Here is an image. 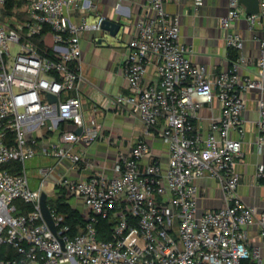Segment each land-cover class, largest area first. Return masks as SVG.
I'll use <instances>...</instances> for the list:
<instances>
[{
  "label": "built area",
  "instance_id": "obj_1",
  "mask_svg": "<svg viewBox=\"0 0 264 264\" xmlns=\"http://www.w3.org/2000/svg\"><path fill=\"white\" fill-rule=\"evenodd\" d=\"M123 1L117 13L124 11ZM181 1L144 0L122 66L129 94L107 97L99 106L139 119L147 135L162 138L168 164L142 141L118 156L108 175L75 147L104 137L98 119H84L80 89L82 41L88 33H99L109 17L94 0H0V264H262L261 249L250 246L248 230L256 225L264 244V212L244 203L238 166L253 95L259 113L253 145L263 159L257 179L264 181V0L257 15L231 0L220 27L229 51L240 57L217 75L194 64L193 49L181 42L180 16L166 10V3ZM194 1L198 10L201 0ZM89 15L97 18L95 24H88ZM241 20L250 30L263 28L256 62L241 54L244 40L234 29ZM150 67L155 79L149 81ZM243 67L256 69V75H244ZM48 95L58 103H50ZM216 103L220 113L205 132L204 111ZM70 122L75 131L65 127ZM48 134H58L57 145L44 143ZM37 156L56 164L39 168L34 189L26 163ZM66 161L74 170L92 171L81 179L64 175L57 182L67 198L83 202L87 225L71 236L65 217L50 207L55 236L41 197L49 176ZM16 164L22 165L20 173L14 172ZM204 178L216 181L224 206L200 214ZM18 202L32 209L22 213ZM100 219L116 221L110 241L98 238ZM4 246L13 258L2 256Z\"/></svg>",
  "mask_w": 264,
  "mask_h": 264
},
{
  "label": "crops",
  "instance_id": "obj_2",
  "mask_svg": "<svg viewBox=\"0 0 264 264\" xmlns=\"http://www.w3.org/2000/svg\"><path fill=\"white\" fill-rule=\"evenodd\" d=\"M120 0H94L98 5L99 11L111 19H120L128 26L125 39L120 47H109L106 43L99 44L98 39L102 36L88 33L82 41V74L84 81L81 85V96L83 99V115L86 121L96 118L104 127V137L101 141L91 146H76L75 150H81L87 159L102 164L105 173L112 174V166L118 156L127 154L131 146L139 142L148 143L154 156L166 166L169 160L168 144L160 137L149 136L145 133L143 123L129 115H117L112 109L103 110L99 106L106 102L107 97H115L120 94L127 95L128 82L123 74L122 66L127 55V46L131 41L136 22L143 11L144 0H125L122 2L124 11L117 13L115 8ZM231 0H201L198 10H195L194 0H182L181 2L166 3V10L179 15L181 21V42L193 49L192 62L206 66L210 74L217 75L227 70L231 61L229 49L226 44V33L220 27V18L225 16L229 10ZM125 14V16L123 15ZM244 40L242 56L249 62H256L261 55V45L259 38L263 36V28L259 24L253 30L245 20H241L235 25ZM256 69L243 67L244 75H256ZM155 79V69L150 67L147 73V80ZM97 107V110H95ZM220 113L216 103L212 109L204 111V120L201 123L206 132L209 128L210 120L217 117ZM259 113L254 96H251L249 109L245 114V135L244 159L239 163L238 172L242 176V183L239 193L248 206L257 208L264 212V181L257 179V168L262 162V157L255 150L253 142L257 130L256 122ZM65 127L69 131H75V125L68 123ZM235 138H240L234 134ZM58 134H48L44 143L49 146L57 145ZM40 159L47 160L46 166H53L56 161L53 158L40 156ZM42 167H45L42 165ZM92 171L88 169L74 170L69 162L57 165V169L49 176V186L51 192L49 197L55 196L57 192V182L60 177L66 175L71 179H81L89 176ZM201 199L199 201L200 214L206 210H218L224 206V195L217 186L215 180L204 178L199 182ZM47 193V192H46ZM68 202L75 209L84 215V204L80 199L70 197ZM249 244L251 247L261 249L262 264H264V244L259 235L256 225L249 228ZM42 264V263H37ZM77 264V263H72ZM245 264H254L248 261Z\"/></svg>",
  "mask_w": 264,
  "mask_h": 264
},
{
  "label": "trees",
  "instance_id": "obj_3",
  "mask_svg": "<svg viewBox=\"0 0 264 264\" xmlns=\"http://www.w3.org/2000/svg\"><path fill=\"white\" fill-rule=\"evenodd\" d=\"M6 6L8 9H12L14 3L8 1ZM239 57L240 54L238 51H229V58L231 63L236 61ZM13 169L15 173H20V171L22 170V165L16 164ZM68 200L69 199L66 197L64 190L57 187L55 196L48 198V204L52 209L56 210L58 214L65 217L64 224L69 226V234L71 236H75L86 228L87 222L83 213L78 209L73 208ZM18 207L20 212L22 213H26L32 209V207L25 205L22 202H18ZM115 225L116 221L100 219L98 224L96 225L98 229V238L103 241H110L112 239L113 228L115 227ZM1 253L2 256L7 253L8 257H14V252L6 246L2 247Z\"/></svg>",
  "mask_w": 264,
  "mask_h": 264
},
{
  "label": "water",
  "instance_id": "obj_4",
  "mask_svg": "<svg viewBox=\"0 0 264 264\" xmlns=\"http://www.w3.org/2000/svg\"><path fill=\"white\" fill-rule=\"evenodd\" d=\"M239 3L241 6H244L246 8V12L248 15H257L260 13L261 10V0H239ZM128 26L125 22L120 21V19H107L102 23L101 31L97 33V36H102L98 40L99 44L106 43L104 40V35L108 34L112 37H117L120 33H124L125 35L127 33ZM123 41V40H122ZM49 102L52 104L58 103V98L54 95H48ZM83 133V129L76 130L77 135H81ZM48 198L49 195L44 192L41 197V209L43 216L49 225L51 231L55 236H58L57 227L55 225V221L52 217V213L50 210V206L48 204ZM62 246L64 247L65 243L62 239H60Z\"/></svg>",
  "mask_w": 264,
  "mask_h": 264
},
{
  "label": "rangeland",
  "instance_id": "obj_5",
  "mask_svg": "<svg viewBox=\"0 0 264 264\" xmlns=\"http://www.w3.org/2000/svg\"><path fill=\"white\" fill-rule=\"evenodd\" d=\"M87 19H88V24L93 25L95 24V20L97 18L94 15H89ZM123 21L125 22V18H123ZM123 34L124 33L122 32L117 37H112L108 34H105L104 40L106 41L107 46L115 47V48L120 47L121 44L123 43L122 40L125 39V35ZM46 164H47V160L40 159V156H37L34 160L27 161L26 168L32 188L35 189L38 187L40 183L39 174H38L39 168L42 167V165L46 166ZM49 190H51V187L47 191L48 195L50 194L49 192H51Z\"/></svg>",
  "mask_w": 264,
  "mask_h": 264
}]
</instances>
